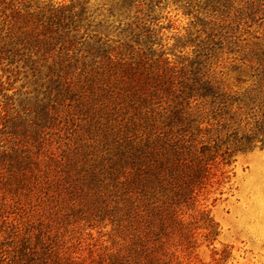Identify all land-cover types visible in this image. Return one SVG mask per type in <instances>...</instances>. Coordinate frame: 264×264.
<instances>
[{"label": "trees", "instance_id": "1", "mask_svg": "<svg viewBox=\"0 0 264 264\" xmlns=\"http://www.w3.org/2000/svg\"><path fill=\"white\" fill-rule=\"evenodd\" d=\"M263 148L264 0H0V264H226Z\"/></svg>", "mask_w": 264, "mask_h": 264}, {"label": "rangeland", "instance_id": "2", "mask_svg": "<svg viewBox=\"0 0 264 264\" xmlns=\"http://www.w3.org/2000/svg\"><path fill=\"white\" fill-rule=\"evenodd\" d=\"M231 170L230 189L211 207L221 228L215 247L231 249L226 264H264V148L238 156ZM212 257L211 248L198 252L203 263Z\"/></svg>", "mask_w": 264, "mask_h": 264}]
</instances>
